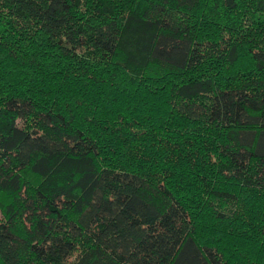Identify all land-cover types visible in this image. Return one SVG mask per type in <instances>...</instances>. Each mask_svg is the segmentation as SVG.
Returning <instances> with one entry per match:
<instances>
[{"label": "trees", "instance_id": "trees-1", "mask_svg": "<svg viewBox=\"0 0 264 264\" xmlns=\"http://www.w3.org/2000/svg\"><path fill=\"white\" fill-rule=\"evenodd\" d=\"M0 264H264V0H0Z\"/></svg>", "mask_w": 264, "mask_h": 264}]
</instances>
